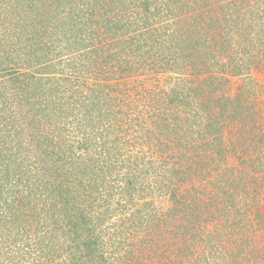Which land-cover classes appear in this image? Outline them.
<instances>
[{"label": "rangeland", "instance_id": "1", "mask_svg": "<svg viewBox=\"0 0 264 264\" xmlns=\"http://www.w3.org/2000/svg\"><path fill=\"white\" fill-rule=\"evenodd\" d=\"M22 1L20 6L25 7ZM69 2L77 15L82 1ZM94 3L111 6L120 12L114 19L119 25L129 27L121 37L118 36L123 30L116 32L114 44L100 49L102 69L107 63L118 67L122 60L127 61L134 54L142 53V57L136 58L141 68L118 80L131 91L127 99L118 95L113 102L117 113L125 115L124 118L135 112L146 125L142 126L143 121L133 125L124 122V134L131 138L135 134L146 135L148 130L159 131L161 128L153 122V116L157 117L158 105L165 101L163 99L172 98L177 110L179 136L169 133L170 129H167L169 132L164 129L165 136L159 138L163 140L161 145L156 143L155 136L151 141L130 140L125 146L120 145L124 155L118 158L117 164L110 165L112 172L107 171L105 177L97 181L95 173L99 169L73 160L75 174L70 177L74 189L72 196L62 198L66 194L60 193L62 185H58L49 188L54 189L51 197L40 200L32 194L35 191L31 185L25 182L16 185V179L21 167H26L29 174L37 170L43 184L47 182L49 172L31 153L29 158L21 152L15 154L18 137L0 131V153H12L14 158L7 167L6 164L0 166V169L4 167L0 172V264H160L161 261L165 264H264V0H94ZM100 5L94 17L82 16L87 24H94L92 27L101 24L103 28L106 25L104 14L108 13L103 12ZM15 7H18L17 0H0V12L7 19L4 23L8 27L6 30L0 28V35H13L15 30L17 32L23 27L17 20L20 12ZM64 7L68 9L69 4H63ZM65 12L60 11L58 15L61 13L65 17ZM176 17L182 18L177 35L193 36L192 39L198 36L200 49L194 52L196 57L189 58L190 64H184V57L180 55L178 60L165 65L168 71H154V66H150L147 59L151 48L139 47L138 40L149 38L150 32L153 33L151 25L160 27L157 33L163 34L165 29L162 27L166 22L174 26L171 24ZM10 20L12 24L15 22L13 28L8 24ZM142 20L150 23L148 28L151 31L148 33L140 26ZM187 21L191 23L187 24ZM73 28L77 31L75 24ZM204 32L210 37L207 42L203 41ZM137 33L144 37L137 38ZM4 36L2 39L6 38ZM161 36L168 37L166 34ZM167 44L170 49L165 48L168 52L163 53L169 56L175 45L172 41ZM158 53L161 57V52ZM194 66L203 70L209 68L207 75L190 77L188 74ZM117 70V73H122ZM2 72L4 70L0 71V80H4ZM180 87H185L180 92L187 95L186 100L177 97ZM149 89L152 90L150 93ZM158 121L162 126V114ZM3 124L1 120L2 130ZM71 126L78 131L89 129V126L79 125L76 121ZM79 126L82 129H78ZM114 135L107 139L109 149L105 150L106 157L116 156ZM74 143L78 146L77 142ZM156 148L159 149L158 158L151 156L154 158L149 160L153 163L147 167L148 158L144 153ZM89 153L96 154V150L89 149ZM18 157H23V162H18ZM135 168L147 173L135 182V189L129 191L133 196L128 192L115 191L109 196L113 213L105 224H99L96 211L104 207L102 203L87 212L95 223L91 220L86 222L84 209H88V202L97 195L108 197L111 188L126 187L122 175ZM20 177L21 180L27 178L26 175ZM55 177L58 178L54 180L57 185L62 180L61 175L56 174ZM103 179H106L104 184ZM61 191L67 193L66 190ZM29 195H33L30 200ZM1 198L6 203L2 204ZM54 199L60 200L68 210L65 212L62 206L64 210L58 214L66 217L61 219L71 221L69 219L79 215V222H82L76 224L79 229L75 224H67L64 229L58 227L46 232L45 223L53 217L48 207L57 209L56 205L61 206ZM138 209L147 211L151 225L158 228L156 231H161L157 234L159 237L154 236L155 240L152 238L149 242L157 251L143 249L138 237L129 239L125 232L117 233L118 229L129 224ZM34 211L40 212L45 219L44 229L38 226L41 230H37L30 241L25 227L28 215ZM90 225H95V229ZM87 233L98 235L102 244L105 243L103 257L98 258L95 253L83 256L82 253L87 251L85 248L73 247L76 242L77 245L82 242ZM39 234L42 240L51 241V245L41 242L42 251H38L40 239L36 237ZM56 234H59L58 242ZM51 236L54 241L50 240ZM33 240L38 243L36 250L34 254L29 252L25 256L22 254L25 253L23 246ZM172 254L176 256V263Z\"/></svg>", "mask_w": 264, "mask_h": 264}, {"label": "trees", "instance_id": "2", "mask_svg": "<svg viewBox=\"0 0 264 264\" xmlns=\"http://www.w3.org/2000/svg\"><path fill=\"white\" fill-rule=\"evenodd\" d=\"M21 1L22 0H17L18 7H15V9L20 12L17 20H19V24L23 25L21 28L22 30L20 29L17 32L15 30L13 35H0V47H2L0 51V71L4 70L1 75L4 80H0L2 81L0 82V124L2 120L4 126L3 130L0 129V131L13 133V135L18 137L16 140L18 146L16 148L18 149L15 154L18 155L20 154L19 152H21L24 153V157H28V154L31 153V155L38 160L40 165H42V168L45 169L46 167L49 173L47 182L43 184L39 176L40 174L36 172L37 170L35 167L27 165L30 166L33 171L36 170L31 174L27 172L26 167H21V173H18L16 185L24 182L31 185L35 191V193L32 194H35L34 196L38 197L40 200H44L53 195L52 192H54V189L51 190L49 188L62 185L61 190L67 191L66 193L60 190L61 194H66L64 195L66 197L63 196L62 198L71 197L72 190L74 189L71 185L70 177L75 174V169L73 168L75 163L73 160L80 161L79 164L86 167L99 169L95 173L97 181L100 178H104L107 171L112 172L113 169H111L110 165L112 163H114V165L118 163V158L124 155L121 146L128 143L130 140L134 142L151 141L152 137L155 136L154 138L157 139L156 143L161 145L163 140L159 138L161 135L165 136L164 129H170L171 132L167 130L169 133L172 134L174 132V135L177 137L179 136L176 126L179 125V121L176 120L177 110L172 98L169 100H167V98L163 99L165 101L158 105L160 108L157 112V117L152 115L154 118V121H152L157 127L161 128L159 131L149 132L148 130V134L146 135L142 136V133H140V136L135 134L131 138L126 137L124 134L122 129L124 122H129L130 125H133L137 123V121H143L142 126L144 127V125H146L144 124L145 120L135 112H133V115L130 114L127 115L128 117L124 118L125 115L117 113L113 102V100L116 102V97L118 95L124 97V100L127 99L131 91L129 92L126 87L121 85L122 82L118 80L126 75L129 76L133 74L136 70L141 68L137 64L138 60L136 58L139 56L142 57V53H138V55L134 54L127 61L122 60V64L115 68L110 63H107V66L104 65L105 69H102L100 66L101 60L99 59L100 49L105 45L114 44V38L117 37L116 32H118L119 29L123 31L118 37L123 36L129 30V27H124V24L119 25L116 19H114L120 15V12L112 9L111 6H107V8L100 4L96 5L94 0H81L82 3L79 6L77 15L72 6L73 4H70L69 0L67 2H65V0H23L22 2L26 4L25 7L20 6L22 5ZM63 4H69L68 9L65 7L63 8ZM99 5L104 8L103 12L108 13L104 14L106 25H103V28L101 24L92 27L94 24H87L85 21L86 18L83 19L82 17L87 14L88 16L94 17V15L99 12ZM60 11H66L65 13L67 14L65 17H63L64 14L61 15V13L58 15ZM177 17L175 22L172 21L173 23L171 25L175 24L174 26H170V24L166 22L167 24L162 27L165 29L163 34H158L157 32L160 27H154L153 25H151L153 33L150 32L148 39H142L144 35L137 33V38L142 39L138 40V46L151 48V51L147 52V59L151 62L150 66H154V71H168V66L165 65L170 62H175L179 59L178 57L180 55L184 57V64H190L191 61L189 58L196 57V53L194 52L200 49L201 44L197 42L198 36L192 39L193 36L188 35L182 37L181 35H177V32L181 30L180 23L182 21V18ZM5 20L7 19H4L3 14L0 12V28L6 30L8 27L5 26ZM60 21L61 23H59ZM187 22V24L191 23L190 21ZM13 23L15 24V22ZM78 23L81 25H78ZM8 24L11 25L12 28L14 27L12 21ZM74 24L75 27H77V31L73 28ZM85 24L87 25L84 28L83 25ZM149 24L150 23L146 20H142V23L140 22V26L147 33L151 31V28H148ZM15 27L17 26L15 25ZM196 27L198 28V26ZM237 28L239 29L238 24ZM164 34L168 37L164 36L163 38L161 35ZM196 34L199 35V31H196ZM202 35L203 41L207 42L210 37L208 38L205 32ZM3 36L6 38L2 39ZM211 38L215 39L213 36ZM170 41L175 45L172 48L174 52L167 56L163 51L168 52L165 48L170 49L167 46V43ZM176 44L180 47H178V45L176 46ZM212 46L213 45H211V47ZM125 47L128 46L125 45ZM158 52H161V57L158 56ZM117 68L120 69L122 73H117ZM208 69L209 68L203 70L194 66V68L191 67L188 75L193 78L198 76L201 77V75L206 76ZM112 73L114 75H111ZM102 74L105 77L101 78ZM115 79L117 81H115ZM182 88L185 89V87ZM182 88H179L177 97L179 96L182 100H186L187 95H184L185 93L181 94L180 92ZM151 89H149V93L152 91ZM187 90L190 92L189 88H187ZM155 97H157L156 94ZM161 114L163 120L162 126L160 121H158ZM73 121H76L79 125L89 126V129L78 131L75 127L71 126ZM7 123L9 125H7ZM171 126H173V128H170ZM78 129H82V126H79ZM113 133L115 134L114 139L116 140V156L110 155L106 157L107 152L105 150L109 149L107 139L110 138V135ZM80 134H82L81 137ZM168 137L171 138V136ZM171 141L172 140L168 142L170 143ZM74 142H77L78 146H76ZM93 148L96 150V154L89 153V149ZM78 150L79 152L76 153ZM158 150L157 148L150 149L149 153H144V157L148 158L146 160L147 167L153 163V160L149 159H153L154 157L158 158ZM11 154L12 153H0L1 167L3 164H6L5 167H7V165L13 161L14 158ZM23 160V157H18L17 161L23 162ZM3 168L0 169V172H3ZM146 173L147 171L137 170L136 168L132 172L123 173L122 179L124 181L126 180V187L121 185V188H111L108 197L104 196L102 193V196H94V198L88 202L90 204L87 205L88 209H84L85 221L88 222V220H91V223H95L92 216L87 215V212H89V209L95 210L96 206L99 207L98 203H102L104 207L96 211L99 214V224L104 225L105 220L113 213L110 209L112 198L109 196L115 194L117 190L128 192L130 196H133V193L129 191H132L133 188L135 189V182H137V180L139 181L142 178L141 176H144ZM56 174L61 175L60 180L62 179L58 181L57 185L54 181L58 179L55 177ZM20 175H26L27 178L21 180L20 178L22 177H20ZM48 179L52 181H48ZM106 179L102 180V184L105 183ZM7 190L9 191V187ZM33 195H29L28 199L30 200ZM1 199L3 201L2 204L6 203L3 198ZM129 200L131 201L133 199L130 198ZM129 200L127 199L128 202ZM54 201L61 206L56 205L57 209L48 207V212H51L53 217L50 222L47 224L45 223V226L43 224L45 219H42L40 212L35 213L34 211L31 212L32 215H28V225L25 227V232L29 234L27 237L28 239L32 238L37 230H41L38 226H44L47 232L48 230L58 227L64 229L67 224H82V222H79V215L76 216V218L69 219L71 221H66L65 218L61 219L66 217L65 215H61L60 217V213L58 214L61 209V211L64 210V204L58 199H54ZM6 206L8 207L7 204ZM64 208L65 212H67L68 210L66 207ZM52 210L56 211L53 212ZM28 213L30 212L28 211ZM148 215L147 211L138 209L133 213L129 224L118 229L117 233L122 234L125 232L129 239L138 237L141 239L143 249L146 250L151 248L157 251V249L151 247L149 242L152 238L155 240L154 238L156 237L154 236H157L161 231H156L158 229L157 227L154 229V226L151 225L152 222L149 221L147 217ZM49 224L52 227L49 228ZM75 227L79 229L77 225ZM89 227L95 229L96 226L90 225ZM77 234L80 233L78 232ZM58 236L59 234H56L57 238ZM150 236L153 237L149 238ZM36 238L40 239L38 251L43 250L41 242L51 245V241L42 240L40 234ZM31 240L32 239H30V241ZM37 240L25 243L23 246L25 253L22 254L27 256L35 252L36 244H38ZM50 240L54 241V237L51 236ZM56 240V242L60 241L59 238ZM102 242L103 241L100 240L98 235L87 233L86 236L82 238V242H78V245L76 242V245L73 247L76 249L85 248L87 251L82 253L83 256L86 254L91 256V254L95 253L99 258L103 257V254H105L102 253L104 252L103 245L105 244H102ZM81 245L84 246L81 247ZM175 250L172 251L173 254ZM173 254L172 258L176 263L177 259ZM179 261L183 262L182 260ZM160 264L165 263L161 261Z\"/></svg>", "mask_w": 264, "mask_h": 264}]
</instances>
